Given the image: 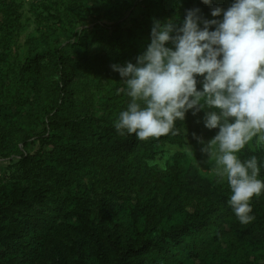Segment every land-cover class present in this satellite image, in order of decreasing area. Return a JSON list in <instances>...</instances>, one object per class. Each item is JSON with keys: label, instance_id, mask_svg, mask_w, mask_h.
I'll return each instance as SVG.
<instances>
[{"label": "trees", "instance_id": "16d2710c", "mask_svg": "<svg viewBox=\"0 0 264 264\" xmlns=\"http://www.w3.org/2000/svg\"><path fill=\"white\" fill-rule=\"evenodd\" d=\"M214 7L216 0H40L28 20L21 0H0V158L18 155L7 164L14 176L43 190L48 180L51 189L35 201L27 187L1 185L0 264H47L51 254L57 264H264V192L251 198L255 219L242 225L227 182L202 176L180 151L164 168L149 163L193 133L215 136L203 110L177 121L176 136L140 141L115 129L130 97L110 66L135 63L153 19L182 21L193 8L210 19ZM63 205L77 219L68 241L51 247V218Z\"/></svg>", "mask_w": 264, "mask_h": 264}, {"label": "clouds", "instance_id": "9594fccd", "mask_svg": "<svg viewBox=\"0 0 264 264\" xmlns=\"http://www.w3.org/2000/svg\"><path fill=\"white\" fill-rule=\"evenodd\" d=\"M199 13L193 8L182 21L153 19L150 43L135 63L110 66L130 97L115 129L140 141L176 136L177 121L183 122L189 110L194 116L203 110L204 127L218 132L207 142L192 136L202 154L215 158V175L231 190L228 203L247 225L255 219L249 201L264 192V182L258 179L257 157L242 163L237 153L254 137L264 145V0L212 8L211 16L222 13V19ZM197 77H203L201 90Z\"/></svg>", "mask_w": 264, "mask_h": 264}, {"label": "rangeland", "instance_id": "374dc122", "mask_svg": "<svg viewBox=\"0 0 264 264\" xmlns=\"http://www.w3.org/2000/svg\"><path fill=\"white\" fill-rule=\"evenodd\" d=\"M34 1H40V0H21L22 3V12L25 17H28L32 19L33 10L31 8V3ZM229 0H216V7H221L222 9H227L230 7ZM222 13L220 17H212L210 13V19H222ZM92 24H89L88 26H91ZM32 25H29L27 30H31ZM97 49V48H95ZM197 136H200L204 139L205 142L210 140L212 137L211 134L207 133L206 131L196 134ZM202 145L197 142V140H191L187 138L186 144L179 146V145H172L167 144L164 147V151L160 156L155 158L154 160H151L149 163L157 168H164L167 162L172 160V157L175 152L180 151L182 153L181 161L185 162L187 164H190L194 166L198 172L208 178H212L215 175V158L214 157H208L201 153ZM36 148V145L33 146V149ZM19 149L21 151H25L24 147L22 145L19 146ZM264 151V145H260L257 143V138L254 137L252 141H250L248 144L245 145V147L237 153L238 158L241 160V162H245L248 159H250L252 156L257 157L258 161V151ZM19 159L18 155H11L7 158H0V187L2 184H13L19 187H27L28 193H29V199L31 200H39L37 197L38 195H49L51 193V189L48 188L49 181L47 180V186L43 190L40 181H28L27 179L22 178H16L17 175L16 172L14 173V167L8 166L9 160L12 162H15ZM15 175V176H14ZM226 181H223V183ZM41 186V187H40ZM40 190V191H39ZM42 190V192H41ZM2 200L4 198L2 197ZM78 210V209H77ZM72 211H74V208L71 205H63V209L61 213H58L54 216L53 226L51 228V238H50V246L53 247L57 241H60L62 243H65L68 241L70 233L68 232L67 225L73 223L77 219V215L74 214ZM228 228V226L226 225ZM59 231V232H57ZM72 236V235H71ZM73 238V236H72ZM48 263L47 264H57V257L53 258V254L49 255ZM192 262H189V260H185V264H199L198 260H190Z\"/></svg>", "mask_w": 264, "mask_h": 264}]
</instances>
